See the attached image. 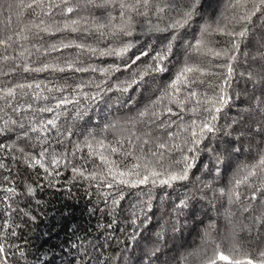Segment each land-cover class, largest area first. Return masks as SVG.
I'll return each instance as SVG.
<instances>
[{"label":"snow or ice","instance_id":"obj_1","mask_svg":"<svg viewBox=\"0 0 264 264\" xmlns=\"http://www.w3.org/2000/svg\"><path fill=\"white\" fill-rule=\"evenodd\" d=\"M197 2L190 0L189 10L181 12L178 19L170 17L164 29L159 28L158 24H153L149 29L172 33L168 43L153 57L154 65L133 72L130 79H117L109 83L112 73L121 70L120 66L101 68L86 63V58L106 55L123 57L131 47V44L121 40V37L133 34L131 14L147 17L148 12L144 9L149 7V0H136L135 3L128 0H31L24 3L21 0L17 7L31 10L34 19L25 23L19 32L0 34V136L16 133V141L0 144V152H18L24 156L25 162L31 160L33 165L44 167L41 159L25 152L26 147L40 148L39 157L48 155L50 163L59 166L60 160L54 152L48 151V147L51 141L64 144L67 139L65 132L74 135L69 129L62 132L64 125L59 123L61 117L69 113V106L74 109L71 112L72 120L84 119L89 108L107 103L109 93H126L133 86H141L150 73L166 72V61L173 55V42L179 39L178 30L192 20ZM109 7H118L119 17H113L109 12L106 22L102 23L101 18L93 17L89 20L81 15L91 8ZM8 8L11 10L12 5L9 4ZM2 9L0 0V11ZM229 11L231 15L221 12L216 20L204 23L195 43L188 42L186 45L188 50L200 53L207 49L212 56L225 60L217 65L222 70L219 75L222 82L216 85L218 91L211 97L195 91L192 86L205 74L203 67L190 66L185 62L178 69L175 79L164 86L156 100L151 101L136 116L128 118L130 128L141 126L136 139L148 137L142 141L143 145L153 146L142 161L137 157L139 162L130 168L125 166L124 171L113 173L112 168H109L107 173L99 175L92 172L85 176L84 172L73 168L79 176L98 181L113 190L107 194L111 199L113 213L117 209L127 213L125 218L131 231L123 229L126 233L125 246L120 256H110L107 264H123L128 248L144 239V232L149 230L155 220L157 229L151 233V247L146 256L149 264H153L152 258L159 259L157 254L164 246L168 234L182 232L185 224L181 223V217H186V211L190 214L195 203L200 201H206L210 206H215L218 199L228 202L230 207L224 215L233 237L239 221L232 219L236 214L231 210V205L237 203L241 204L243 212H251L249 219L252 226L264 227V34L254 37L256 51L249 54L248 68L241 73L245 81L241 93L245 97L244 107L232 118L231 123H220L222 109L230 99L229 89L235 73L232 62L237 60L235 53L239 51L241 42L253 32V17L259 13L264 19V0H229L225 12ZM73 15L77 18H72ZM56 17H60L63 23H57ZM64 32L78 35L73 39L62 36L56 42L45 39ZM94 34H98L99 39L110 38L115 46L104 50L94 47L88 43V38ZM214 34L228 37L227 41H223L225 46L218 50L217 41L212 39ZM67 49H75V55H64ZM57 53L60 54L55 55ZM142 55L147 53H141L130 62L126 61L124 67L131 68ZM203 63L201 60L200 64ZM20 69L29 74L49 73V78L37 80L33 76L30 81L25 79L21 82L15 78L20 74ZM97 72L101 73L102 79L89 75L87 79L80 77L76 82L75 76H56L57 73ZM69 80L74 82L69 83ZM36 102L40 103L34 107ZM172 106H175V110ZM116 127L111 124L106 130H114ZM88 135L92 141L86 139L84 145L92 154L93 141L99 145H103V141L96 140L92 132ZM17 141H23L25 147H19ZM75 147L79 150V145ZM111 151L115 153L118 149L113 147ZM139 151L144 153V148L141 146ZM100 156L106 160L102 153ZM241 157L245 159L241 160ZM2 160L3 156H0ZM6 168L0 162V169ZM194 169H199L201 175L195 176ZM45 172H48L47 168ZM193 176L195 179H192ZM8 179V176H3L4 182ZM242 186L246 191L241 190ZM125 189H138L135 202H129L127 208L121 204L125 199ZM169 189L172 191L169 192ZM0 191L15 194L11 187ZM27 192L31 194L33 188L29 186ZM157 212L160 213L159 217ZM235 250L233 246L229 251ZM212 251V256L190 252L176 260V264H191L189 258L195 255L200 256V264H216L214 257L219 246ZM0 254L6 256L3 244H0ZM225 258L220 255V259ZM92 259L97 260L98 264H104L99 261V257ZM254 261L255 264H264V250H259L258 256L248 259L246 264H254ZM0 264H6L4 256H0ZM235 264L241 262L237 260Z\"/></svg>","mask_w":264,"mask_h":264},{"label":"trees","instance_id":"obj_2","mask_svg":"<svg viewBox=\"0 0 264 264\" xmlns=\"http://www.w3.org/2000/svg\"><path fill=\"white\" fill-rule=\"evenodd\" d=\"M20 2L21 0H2L0 34L19 32L25 23L34 19L31 10L17 7ZM22 2L29 3L31 0H22ZM128 2L135 3L136 0H128ZM9 4L12 5L11 10L8 8ZM228 4L229 0H198L193 9L192 20L187 26L178 30L179 39L173 42V55L166 61L168 65L166 72L150 73L141 86H133L126 93H109L110 98H106L107 103L89 108L88 115L84 119L72 120L71 112L74 109L69 106V113L62 116L59 123L64 125L62 132L69 129L74 135L65 132L67 139L64 144L51 141L48 147V151L54 152L56 158L60 160L59 166L52 165L48 155L39 157L40 148L26 147L25 152L41 159L44 167L33 165L31 160L25 162L24 156L18 152H0V156H3L0 162L7 166L6 169H0V189L11 187L15 190L14 195L0 191V244L5 245L6 248V256L5 254L0 256H4L6 264H88L89 261L91 264H98L92 257H99V261L107 264L110 256L114 254L120 256L121 249L126 243V233L123 229L127 228L129 232L131 231L125 218L127 213H121L119 209L113 213L111 199L107 195L113 190L98 181L79 176L73 168L84 172L85 176L92 172L99 175L107 173L109 168H112L113 173L124 171L125 166L130 168L134 163L142 161L153 146L143 145L142 141L148 137L136 139L141 126L130 128L128 118L136 116L146 105L156 100L162 94L164 86L175 79L178 69L185 62L190 66L203 67L205 74L192 86L195 91L209 97L218 91L216 85L222 82L219 79L222 70L217 65L224 63L225 60L212 56L207 49L200 53L188 50L186 45L188 42L195 43V38L199 36L204 23L216 20L221 12L231 15L230 11L225 12ZM190 7V0H149V7L144 9L148 12L147 17L131 14L133 34L121 37L123 43L131 44L125 55L123 57L93 56L90 59L86 58V63L101 68L110 65L120 66L121 70L112 73L109 83L117 79H130L133 72L143 71L148 66L154 65L153 57L170 39L172 33L169 31H149L152 25L158 24L159 28L164 29L170 17L178 19L179 14L189 10ZM109 12L113 17H119L118 7L91 8L81 15L88 17L89 20L93 17L101 18V22L104 23ZM72 18L77 17L73 15ZM56 22L62 24L63 20L56 17ZM252 23L253 32L249 34L248 39L241 42L239 51L235 53L237 60L232 62L235 73L232 76V87L229 89V102L220 114L221 124L231 123L232 118L244 107L245 97L241 93L245 88V81L241 73L248 68L249 54L256 51L254 37L264 34V19L259 13L253 17ZM77 35L71 32L55 33L45 39L56 42L62 36L73 39ZM212 39L217 41L218 50L225 46L223 41H227L228 37L214 34ZM88 43L100 50L115 46L110 42V38L99 39L98 34L90 36ZM75 52V49H67L63 54L75 55ZM141 53L147 55H142L131 68L124 67L126 61L130 62ZM201 60L204 61L203 65L200 64ZM19 72L20 74L15 78L21 82L25 79L30 81L33 76L37 80L49 78V73L29 74L23 73L22 69ZM89 75L96 79L103 78L99 72L56 74L57 77L75 76L76 82L80 77L87 79ZM73 82L69 80V83ZM38 103L40 102L34 103V107ZM172 107L175 110V106ZM111 124L117 127L114 130H106ZM89 132L93 133L96 140L103 141V145L93 141L92 154H89L90 150L84 145L86 139L92 141ZM13 141H16V133L0 136V144H11ZM17 145L25 147L23 141H17ZM75 145H79V150ZM141 146L144 148V153L139 151ZM113 147L118 151L113 153L111 151ZM245 150L247 152V148ZM101 153L106 160L101 159ZM252 155L254 156L255 153L253 152ZM244 159L245 157H241V160ZM45 168L48 172H45ZM194 173L195 176L201 175L199 169H194ZM3 176L9 177L7 182L3 181ZM195 176L192 179H195ZM29 186L33 188L31 194L27 192ZM241 190L246 191L243 186ZM137 194L138 189H125V199L121 201L123 207L127 208L129 202H135ZM199 195L197 193V197ZM208 195L211 196V193ZM241 200L243 201V196ZM229 207L226 200L220 199L215 206H210L206 201L195 203L190 214L186 211V217H181V223L185 224L182 232L168 234L164 246L157 254L159 259L152 258L153 264H176V260L182 259L190 252L212 256V250L217 246L219 251L214 257L216 264H235L237 260L241 264H246L248 259L258 256L259 250H264V227L252 226L249 219L251 212H243L241 204L237 203L231 205V210L236 214L232 219L239 221L233 237L231 227L224 215ZM156 215L159 217L160 213L157 212ZM165 219L167 220L168 217L165 216ZM108 225L112 226L108 227ZM156 229L157 223L154 220L149 230L144 232V239L128 248L123 264H149L146 256L148 248L151 247V233ZM233 246L236 250L229 251ZM220 255L226 258L220 259ZM189 259L191 264H200L199 255Z\"/></svg>","mask_w":264,"mask_h":264}]
</instances>
